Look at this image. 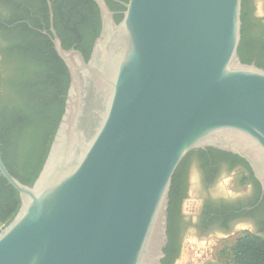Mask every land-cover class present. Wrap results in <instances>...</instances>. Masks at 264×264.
<instances>
[{"label": "water", "instance_id": "95a60500", "mask_svg": "<svg viewBox=\"0 0 264 264\" xmlns=\"http://www.w3.org/2000/svg\"><path fill=\"white\" fill-rule=\"evenodd\" d=\"M90 57L50 36L70 75L33 183L0 173L20 206L0 227V264H162L173 176L212 146L239 154L264 191V68L242 61V0H94ZM46 32V31H45Z\"/></svg>", "mask_w": 264, "mask_h": 264}, {"label": "trees", "instance_id": "16d2710c", "mask_svg": "<svg viewBox=\"0 0 264 264\" xmlns=\"http://www.w3.org/2000/svg\"><path fill=\"white\" fill-rule=\"evenodd\" d=\"M127 1L107 0L116 11L117 21L122 19L120 10L125 9L123 2ZM52 2L54 25L64 47L75 45L88 59L101 29L98 4L94 0ZM40 10L43 24L33 17L32 24L0 25L1 30L14 32L5 45L7 67L0 69V151L11 173L28 184L36 179L47 157L70 84L67 65L50 35L42 31L50 27L47 0H40ZM10 18L13 21L20 16ZM241 33L238 53L242 61L250 63L243 23ZM257 65L264 68L263 62ZM19 206L17 189L0 173V227L12 219ZM227 254L234 264H264V236L242 235Z\"/></svg>", "mask_w": 264, "mask_h": 264}, {"label": "flooded vegetation", "instance_id": "af4514ba", "mask_svg": "<svg viewBox=\"0 0 264 264\" xmlns=\"http://www.w3.org/2000/svg\"><path fill=\"white\" fill-rule=\"evenodd\" d=\"M242 3L250 63H264V0ZM12 15L20 18L10 21ZM33 17L44 23L40 0H0V25L32 24ZM42 31L51 35L50 27ZM5 33L0 29V69L7 67L5 45L14 36ZM168 211L169 240L162 264H234L227 250L239 237L264 236L261 182L245 158L212 146L193 149L181 161Z\"/></svg>", "mask_w": 264, "mask_h": 264}, {"label": "rangeland", "instance_id": "374dc122", "mask_svg": "<svg viewBox=\"0 0 264 264\" xmlns=\"http://www.w3.org/2000/svg\"><path fill=\"white\" fill-rule=\"evenodd\" d=\"M204 245H207V244H203V246H204ZM204 247H205V246H204ZM193 254H194V253L191 251L190 254H189V256H192Z\"/></svg>", "mask_w": 264, "mask_h": 264}]
</instances>
